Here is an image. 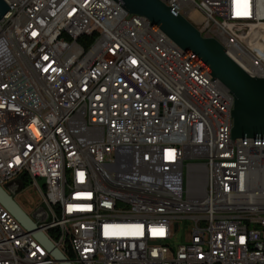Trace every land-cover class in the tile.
<instances>
[{
    "label": "built area",
    "instance_id": "2783aa9c",
    "mask_svg": "<svg viewBox=\"0 0 264 264\" xmlns=\"http://www.w3.org/2000/svg\"><path fill=\"white\" fill-rule=\"evenodd\" d=\"M161 1L264 79V0ZM4 2L0 186L35 188L33 220L68 262L264 264V197H249L264 147L203 102L221 91L233 111L230 91L114 0ZM0 264L60 263L0 204Z\"/></svg>",
    "mask_w": 264,
    "mask_h": 264
},
{
    "label": "water",
    "instance_id": "95a60500",
    "mask_svg": "<svg viewBox=\"0 0 264 264\" xmlns=\"http://www.w3.org/2000/svg\"><path fill=\"white\" fill-rule=\"evenodd\" d=\"M130 15L145 17L157 26L180 49L197 62L213 79L220 81L234 96L231 111V139L264 138V79L248 75L227 54L215 39L204 38L201 32L184 17L167 7L161 0H114ZM10 7L0 0V19ZM0 204L13 215L60 264H71L49 238L38 231L33 217L0 186Z\"/></svg>",
    "mask_w": 264,
    "mask_h": 264
},
{
    "label": "bare ground",
    "instance_id": "6f19581e",
    "mask_svg": "<svg viewBox=\"0 0 264 264\" xmlns=\"http://www.w3.org/2000/svg\"><path fill=\"white\" fill-rule=\"evenodd\" d=\"M178 15L187 20V15ZM160 39L163 40L169 48H173V51L182 50L169 37H167L162 30L157 26H154L153 29H151V44H159ZM185 61L188 66H195V61L186 53ZM199 81H201V83H208V75L199 74ZM203 102H211V106H215V112H222V117H231V107L227 106V98L224 96L223 92L212 91V97L211 95H203ZM237 144H246V138L237 139ZM253 145L264 147V138H253ZM214 151L219 153L220 157H229V153H232V145L214 143ZM245 153H253V146H245ZM257 165H264V158H257ZM187 180H190V183H199V171H187ZM249 197H264V187H252V189L249 190ZM15 222L20 224L16 218Z\"/></svg>",
    "mask_w": 264,
    "mask_h": 264
},
{
    "label": "rangeland",
    "instance_id": "374dc122",
    "mask_svg": "<svg viewBox=\"0 0 264 264\" xmlns=\"http://www.w3.org/2000/svg\"><path fill=\"white\" fill-rule=\"evenodd\" d=\"M39 183L43 185L44 182L40 180ZM8 193L13 196L14 200L31 217H34V214L42 209V206L40 204V196L35 188H32L30 185L26 186V188L20 193H14L11 190H8ZM185 239V232L181 230L180 232L175 234L174 240L171 243L179 245L184 243Z\"/></svg>",
    "mask_w": 264,
    "mask_h": 264
},
{
    "label": "trees",
    "instance_id": "16d2710c",
    "mask_svg": "<svg viewBox=\"0 0 264 264\" xmlns=\"http://www.w3.org/2000/svg\"><path fill=\"white\" fill-rule=\"evenodd\" d=\"M86 39H84V38H82V39H79L78 40V43L80 44V45H86Z\"/></svg>",
    "mask_w": 264,
    "mask_h": 264
},
{
    "label": "crops",
    "instance_id": "0c3cea01",
    "mask_svg": "<svg viewBox=\"0 0 264 264\" xmlns=\"http://www.w3.org/2000/svg\"><path fill=\"white\" fill-rule=\"evenodd\" d=\"M36 214H37V215H38V214H41V216H44V215H42V213H41V212H38V213H36Z\"/></svg>",
    "mask_w": 264,
    "mask_h": 264
},
{
    "label": "snow or ice",
    "instance_id": "6c2138e0",
    "mask_svg": "<svg viewBox=\"0 0 264 264\" xmlns=\"http://www.w3.org/2000/svg\"><path fill=\"white\" fill-rule=\"evenodd\" d=\"M133 63H135V61H133ZM171 158V157H170Z\"/></svg>",
    "mask_w": 264,
    "mask_h": 264
}]
</instances>
